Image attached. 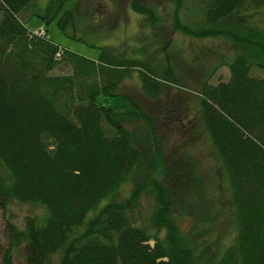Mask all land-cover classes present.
Instances as JSON below:
<instances>
[{"label": "trees", "instance_id": "trees-1", "mask_svg": "<svg viewBox=\"0 0 264 264\" xmlns=\"http://www.w3.org/2000/svg\"><path fill=\"white\" fill-rule=\"evenodd\" d=\"M30 1L0 0V165L7 171L0 175V209L5 215L15 200L41 204L47 214L40 222L27 217L22 230L6 222L0 264H14L13 250L22 242L26 264H201L198 238L177 224L192 187L182 173L190 155L180 149L164 163L165 141L154 124L131 96L117 92L133 68L155 99L166 78L157 80L147 63L101 47L95 59L67 49L58 59L59 45L33 34L18 16ZM246 5L264 8V0H214L200 33L225 37L235 49L230 78L203 80L196 93L235 208L234 244L214 264H264V77L251 72L264 70V30L228 20ZM132 8L151 18V7L133 2ZM49 10L38 15L46 23L55 16ZM63 14L58 26L68 35L67 26L77 23L73 11ZM62 60L73 64L72 74L52 73ZM128 182L129 195L114 200ZM144 192L154 200L148 228L129 217Z\"/></svg>", "mask_w": 264, "mask_h": 264}, {"label": "rangeland", "instance_id": "rangeland-1", "mask_svg": "<svg viewBox=\"0 0 264 264\" xmlns=\"http://www.w3.org/2000/svg\"><path fill=\"white\" fill-rule=\"evenodd\" d=\"M60 1L31 0L18 13L30 31H40L42 27L48 40L59 45L58 59H61L63 49L95 59L99 54L98 47H101L115 56L123 55L147 63L157 80L164 81L163 78H166L164 83L157 85L159 92L155 99L142 88L139 69L133 68L124 74L117 92L131 96L154 124L158 136L165 141L162 152L164 163L172 160L171 156L174 159L175 152L179 153L180 149L190 155V162L184 164L182 173L189 177L187 183L192 187L186 188L189 195L184 201V215L177 219V224L182 234L198 238L197 261L214 264L220 254L234 244L236 236L231 185L205 132L196 96L203 80L217 84L230 78L228 64L235 56L233 45L225 37L200 36L207 29L206 8L214 0ZM132 2L151 6L160 23L153 29L144 16L131 8ZM47 9L55 11L54 18L48 23L38 16L44 15ZM65 11H73V20L77 23L75 29L67 26L68 35L58 26ZM2 16L0 11V20ZM235 16L228 19L230 24L235 23L243 29L250 27L252 31L264 30L263 7L246 5ZM177 23L187 26L194 33L176 28ZM103 24L107 25L108 31L101 29ZM69 34H73L74 38ZM73 70L72 63L62 60L52 73L66 75L72 74ZM251 72L264 77V70L253 68ZM167 113L168 118L163 121L160 117L158 119L157 116L163 117ZM0 175H7L2 165ZM157 177L161 180V175ZM131 187L130 182L124 184L114 200L125 199ZM153 208V195L144 192L129 217L134 225L148 228ZM46 214V208L41 204L10 201L5 215L0 209V250L8 243L7 221L22 230L27 217L40 222ZM163 236L165 232L161 230L159 237ZM57 257H53L54 262ZM13 261L14 264H26L24 242L13 250Z\"/></svg>", "mask_w": 264, "mask_h": 264}, {"label": "flooded vegetation", "instance_id": "flooded-vegetation-1", "mask_svg": "<svg viewBox=\"0 0 264 264\" xmlns=\"http://www.w3.org/2000/svg\"><path fill=\"white\" fill-rule=\"evenodd\" d=\"M133 3V2H132ZM132 3H131V8H132ZM147 6V5H146ZM148 7H151V6H148ZM152 8V7H151ZM135 12H137L136 10H134ZM137 13H139V12H137ZM140 15H142V16H144L145 17V19L147 20V16L146 15H143V14H141V13H139ZM150 14H151V18L149 19V20H147L150 24H151V27L154 29V26H157L159 23H160V18H159V16L157 15V13L155 12V10L152 8L151 10H150ZM107 25L106 24H103V25H101V29L103 30V31H106L107 29ZM108 31V30H107Z\"/></svg>", "mask_w": 264, "mask_h": 264}, {"label": "built area", "instance_id": "built-area-1", "mask_svg": "<svg viewBox=\"0 0 264 264\" xmlns=\"http://www.w3.org/2000/svg\"><path fill=\"white\" fill-rule=\"evenodd\" d=\"M36 34L37 35H41L42 34V31L40 30V31H36Z\"/></svg>", "mask_w": 264, "mask_h": 264}]
</instances>
